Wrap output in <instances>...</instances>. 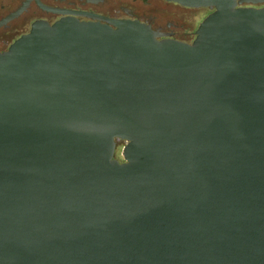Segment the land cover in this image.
Here are the masks:
<instances>
[{
    "label": "water",
    "instance_id": "1",
    "mask_svg": "<svg viewBox=\"0 0 264 264\" xmlns=\"http://www.w3.org/2000/svg\"><path fill=\"white\" fill-rule=\"evenodd\" d=\"M37 1L111 24L0 51V264H264V0H168L211 9L181 32Z\"/></svg>",
    "mask_w": 264,
    "mask_h": 264
},
{
    "label": "flooded vegetation",
    "instance_id": "2",
    "mask_svg": "<svg viewBox=\"0 0 264 264\" xmlns=\"http://www.w3.org/2000/svg\"><path fill=\"white\" fill-rule=\"evenodd\" d=\"M26 0H0V20L16 11ZM43 4L54 8L70 9L92 12L114 19H134L149 24L156 31H177L173 21L165 18L164 5L173 4L179 7V3L168 0H40ZM258 6H264V3ZM194 8V7H188ZM206 8L211 12V9ZM197 8V9H200ZM63 17H75L82 21H99L111 24L108 20L94 18L93 16L73 13H63L48 10L41 6L37 0H31L27 7L20 13L0 25V51L7 50L9 46L21 35L29 32L33 24L38 20L54 23ZM199 25V24H198ZM175 28H174V27ZM197 28V27H196ZM183 31H196L192 29ZM195 33L160 35L159 38H174L191 42ZM125 142L124 140H120ZM123 160V159H122Z\"/></svg>",
    "mask_w": 264,
    "mask_h": 264
},
{
    "label": "rangeland",
    "instance_id": "3",
    "mask_svg": "<svg viewBox=\"0 0 264 264\" xmlns=\"http://www.w3.org/2000/svg\"><path fill=\"white\" fill-rule=\"evenodd\" d=\"M163 9L165 18L173 21L177 31L188 30L193 27L196 29L198 24L210 13L206 8H182L173 4H165ZM124 145L125 142H117L115 156L120 160L123 159Z\"/></svg>",
    "mask_w": 264,
    "mask_h": 264
}]
</instances>
